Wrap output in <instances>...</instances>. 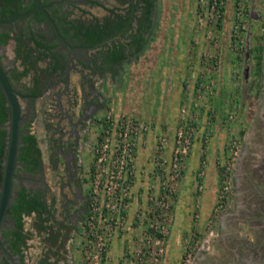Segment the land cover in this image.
I'll return each instance as SVG.
<instances>
[{
	"label": "rangeland",
	"instance_id": "rangeland-1",
	"mask_svg": "<svg viewBox=\"0 0 264 264\" xmlns=\"http://www.w3.org/2000/svg\"><path fill=\"white\" fill-rule=\"evenodd\" d=\"M166 1L169 6L182 5L187 12L172 11L168 16L192 23L191 36L195 46L183 76L176 118L172 123L160 116L157 135L153 138L149 137L154 131L150 112H155L156 102L151 103L149 109L143 102L142 113L138 108L133 112L124 107L121 64L116 68L114 82L107 81L102 87V77L92 74L97 95H93L95 99L91 103L86 102L81 107V75L72 61L67 63L62 76L66 82L61 77H53L40 96L19 99L21 120L30 119L29 130L36 136L41 164L35 175L39 180H13L12 195L19 186L40 191L49 216L47 220L60 225L62 230L67 229L66 237H60L57 246H53L64 264H240L237 255H249V252H255L253 248L257 245L259 250L264 249L261 246L264 239L262 215H247L258 219L251 226L231 218L239 199L233 174L235 157L247 136L254 138L251 127L257 119L254 91L259 83L255 73L256 55L260 51L256 46L262 41L263 29L261 16L253 15L263 10L262 0L244 1L238 15L235 13L236 0H225L219 15L206 8V0ZM81 4L82 8H88L85 2ZM156 9L158 11L159 6ZM92 10L102 13L95 6ZM186 30L188 33L184 35L188 36L190 29ZM198 40L206 41L207 45L203 47ZM5 48L7 51L10 44ZM220 52L223 53V80L218 85ZM2 61L9 63L6 54ZM137 86L131 82L133 89ZM83 88L85 98L89 100L92 93L86 82ZM99 99L103 105L97 104ZM218 100H221L220 105ZM159 110L163 111L161 107ZM144 111L146 115H143ZM207 122L209 124L205 126ZM185 123L195 126V136L198 128L203 129L198 146L200 153L192 169L188 190L187 184L182 182L195 139L177 171L171 159L176 131ZM69 135L76 138L78 146L80 168L76 172V183L74 174L70 177V170L64 166L66 158L58 149L54 151L55 147L50 151L49 146L51 139ZM102 143L105 146L96 152L95 148H101ZM211 143L214 144L212 149ZM209 149L216 155V178L214 184L207 187L213 189L214 199L207 216L202 217L201 200L207 186L204 177ZM245 150L251 155L253 149L247 143ZM98 154H102L100 160H97ZM68 166L71 167L70 163ZM200 169L202 172L198 175ZM223 185L226 186L225 197L223 200L220 197L219 201L218 194ZM183 195L192 198L190 204L176 205L177 197ZM253 209L260 213L259 209ZM25 218V230L34 235V239L28 240L26 258L29 264H37L40 251L51 236L46 237L43 229L37 231L30 216ZM174 226L176 230L187 229L181 237L179 251L169 250L170 257L166 262L165 239ZM158 244L162 252L154 259L151 252Z\"/></svg>",
	"mask_w": 264,
	"mask_h": 264
},
{
	"label": "flooded vegetation",
	"instance_id": "flooded-vegetation-1",
	"mask_svg": "<svg viewBox=\"0 0 264 264\" xmlns=\"http://www.w3.org/2000/svg\"><path fill=\"white\" fill-rule=\"evenodd\" d=\"M159 1L160 0H152L153 6L147 17L145 15V0H12L8 2V7H5L3 1H0V19H9L17 14L34 8L8 23H0V38H4L3 32L7 33L4 42L0 41V49L3 51L0 52V65L10 85L16 91L23 94L24 98L30 100L31 98L40 96L45 90V87L51 82V78L61 77V80L66 82V80H63L62 76L65 73L67 63L72 61L73 64L76 65L74 68L76 69L77 67L76 70L79 75H81V81H79L81 83L82 92L79 106L85 105L86 102L91 103V101L95 99L93 95H97V90H95L92 84V74H96L97 76L110 75V70H102L98 73L97 70H92V66L89 67L88 64L91 65L94 57L106 51L108 46H111L112 43L124 46L123 52L126 54L125 57L138 56L142 52H138L136 49L139 40L148 41L154 35V27L158 13L156 8L159 6ZM84 2L88 5V8H82L81 3ZM93 6L98 7L102 13L94 12L92 10ZM261 6L263 7V10L261 9L260 12L261 15L258 13H254L253 15L257 18L261 16L263 29L262 41L260 42L259 70L258 73H255L257 74L259 83L254 91L257 100V119L255 124L251 127L253 129L252 134L254 138L247 136V141L244 140L242 148L235 157V165L233 167V174L237 180L238 187H235V189L239 193V199L237 202L238 208L236 211L232 212L231 218L232 220L235 219L236 221L245 222L250 226L251 223L257 222V215L260 214L264 218V0L261 1ZM85 14L87 16H85ZM115 20H127L132 22L131 26L126 27L122 32L121 28L114 27L113 24ZM139 22L143 23L140 29L137 27ZM104 24L109 28L108 35H104L100 40L90 45H85L83 43L84 33H86L88 29L89 32L92 33L93 27H102ZM77 25H81L79 32L76 31ZM124 28L123 25L122 29ZM102 29L104 30L106 28L102 27ZM19 34H21L26 44L31 47L34 46V43L31 37H29L30 34L44 44H52L49 50H44L45 53L39 52L42 50L41 47L32 49V53L36 56V66L41 67L44 73L43 76L39 75V78L43 80V86L41 91L36 95H32L30 91H28L29 89L26 91L23 89L24 84L31 85V72L22 76L19 81L12 79V77H8L12 67L17 69L21 68L19 58H15L13 50L15 46L14 36ZM132 40L134 41L133 44H131ZM8 44H10V48L4 51V49H6L5 46ZM50 51H52L55 56H51ZM4 54H6V58L9 59V63L7 64L2 61ZM55 59L57 60V64L64 62L62 68H58L49 74L48 71L51 69L50 66ZM41 61L44 63L41 64ZM116 67L118 66L116 65ZM84 68L87 72H85ZM84 82L87 83L89 92L92 93L89 100L85 98L83 88ZM69 102L72 103V101ZM97 104L103 105L102 99H99ZM22 121L23 120H20V122ZM78 121L79 119L77 118L76 122ZM70 124H72V122ZM59 137L49 141V146L51 148V150L50 148L49 150L53 151L55 147L54 151L58 149L64 158H66L64 159V166L66 169L70 170V177L72 173L74 174L76 183V172H78L80 168L77 162V140L76 138L74 139L73 136L70 137V135L63 139ZM247 143L250 144L253 149L251 155L246 153L245 145ZM68 163H70L71 167L68 166ZM20 166V162H16L15 160V175L11 181L10 197L13 193V180L22 181L26 179L32 182L39 180L35 175L39 172L40 168L35 172H27L22 169L18 170L17 167ZM258 184H262L261 187H259ZM253 207L259 209L260 213L256 212ZM7 208L8 203L3 220L0 222V263L29 264L26 258L28 240L34 239V235H30L31 232L25 230L24 224L27 219L25 217L27 216H30V221L32 223V216L31 214L22 216L23 230L26 231L27 237L24 243L19 246V249L16 250L15 246L12 247L10 244V239L3 234L4 230L13 228V218L8 215ZM251 214H256V216H247ZM49 221L50 220H46V226H43V230H45L46 237L50 234L51 240L41 249L37 264H64L60 261L61 259L58 258L56 247L53 248V246H57L56 243L58 239L61 240V238L66 237L65 234L67 229L64 227L62 230L60 225L54 224L51 221L50 225ZM9 223H11V226ZM36 230L41 231L42 229L36 228ZM261 230L264 232V225H262ZM263 244L264 239L261 245L262 247H264ZM253 249L255 252L251 254L249 252V255H237L238 262H240V264H264V249L259 250L258 245Z\"/></svg>",
	"mask_w": 264,
	"mask_h": 264
},
{
	"label": "crops",
	"instance_id": "crops-1",
	"mask_svg": "<svg viewBox=\"0 0 264 264\" xmlns=\"http://www.w3.org/2000/svg\"><path fill=\"white\" fill-rule=\"evenodd\" d=\"M172 11H175L176 13L182 12V14L187 13L182 5H179V7L174 5L169 6L168 1L160 0L157 20L154 27V35L148 40L146 46L138 56H134V58L127 56L124 57L121 61L124 75L122 83V89L124 90L122 91L124 107L129 108L133 112H136L137 108L139 110L142 109L141 105H143L144 103H147L146 109H149L151 103H153L154 101L156 102V105L154 106L155 112H150V124L153 125L154 131L150 134L149 137L157 135L156 126L160 124V121L158 122L160 116L164 117L161 119H164L165 121H171L172 123L176 118L177 106L180 99L182 98L181 87L183 76L187 72L190 64L189 61L192 60L193 57L195 44L191 36V30H193L192 23L190 21L184 22L181 19L177 20V17H174V15H172V17L170 15L168 16V13ZM186 29H190L188 36L184 35L185 33H188ZM199 42L202 43L203 47L207 45L206 41L204 40H200ZM199 42L196 43L198 44ZM218 55L219 67L216 83L222 84L223 53L220 52V54L218 53ZM132 73L134 74L133 78L131 77ZM101 77V87L102 85L106 84L107 81H109L110 83L114 82V78H109V75H104ZM131 82L137 83L138 86L133 89L131 87ZM127 86L129 88H127ZM108 90H106V95L108 93ZM136 104H139V106L141 107L137 106ZM160 107L161 109H163V111L159 110ZM140 111V113L143 112L142 110ZM157 111L158 114L161 115L158 116ZM145 113L147 114V112L144 111L143 115H146ZM164 120H161V122L163 121V124L165 123ZM204 124L205 126H207L209 123L207 122ZM202 132L203 129L198 128L196 136L194 135L193 138V140H195L188 155L189 162L185 173V179L182 182V184H187L186 190H188L190 187L189 183L193 175L192 169L196 165L195 163L200 153L198 152V146L199 142H201L200 135ZM203 145L204 143H202V146ZM213 145L214 144L211 143V149ZM211 149L208 150V164L206 166V175L204 177V184H206L207 186L203 191L201 200L202 217L207 216L209 208L213 204L214 199L213 189L207 188L210 185L214 184L213 181H215L216 178V170L214 167V158H216V155H213ZM145 154L148 157V153ZM183 187L184 186H182V188ZM183 196L177 197L175 202L176 205L190 204L192 198L185 195ZM186 229L187 228H178L176 230L175 226L172 229L170 228L169 234L165 239L166 251L164 261L168 262V258L170 257L168 252L169 250L178 249L179 251L181 243L180 240Z\"/></svg>",
	"mask_w": 264,
	"mask_h": 264
},
{
	"label": "trees",
	"instance_id": "trees-1",
	"mask_svg": "<svg viewBox=\"0 0 264 264\" xmlns=\"http://www.w3.org/2000/svg\"><path fill=\"white\" fill-rule=\"evenodd\" d=\"M3 1L5 7H8V2L12 0H0ZM153 6L152 0H145V15L148 16L151 7ZM122 18V17H121ZM132 21H114V27L121 28L122 32L126 29V27L131 26ZM124 25V29L122 26ZM143 25L142 22H139L137 27ZM81 26V25H80ZM80 26H76V31H80ZM105 27L106 29H102ZM93 27L92 33L89 32V29L84 33L83 43L85 45H90L95 41L100 40L104 35H108L109 28L104 24V26ZM137 28V29H138ZM142 28V27H141ZM66 30V29H65ZM4 38H0V41L5 40L7 37V33L3 32ZM15 46H14V56L15 58H19V63L21 64V68L17 69L15 67L11 68L10 75L8 77H12L14 80H20L22 76L27 75V73L31 72L30 81L31 85H25L23 89L26 91H30L32 95H36L39 93L43 86V80L39 78V75H44L43 69L41 67L36 66V56L32 53L33 48L41 47L42 50L40 53H45L44 50H49L52 44H44L41 41L32 37L30 34L34 46H28L21 36L15 35ZM134 40V39H133ZM132 43L133 44V41ZM147 40H139V44L136 46L138 52L142 51L146 46ZM129 43V42H128ZM123 45H118L116 43H112L111 46H108V49L101 54H98L92 60V64H88V66H92V70H97L100 73L102 70H110L109 78H114L116 72V65L121 64L122 59L126 56L123 52ZM256 50L260 51V44H257ZM51 56H55L52 51H50ZM132 54V53H131ZM260 54L256 55V73L259 70V57ZM57 64V60L51 64V69L48 71L50 74L52 71L62 68V64ZM115 65V66H114ZM218 105L221 104V100H218ZM8 116V107L5 106V99L0 90V181H1V167L2 161L5 154V135L6 128L4 123ZM30 119L24 120L19 124V134H18V145L16 151V162H20L21 166L17 167V169H22L27 172H35L38 168H40L41 164V153L40 149L37 145V139L33 132L29 130ZM39 190H30L25 188L24 186H19L15 189L14 194L10 197L8 201L7 213L9 216L13 218V228L4 230L3 234L10 239V244L15 246L16 250L19 249V246L22 245L27 237V233L23 230V215H30L33 219V225L37 229H43V226L46 224V220L49 219L48 212L46 210L45 202L40 198ZM46 213V214H44ZM50 224V223H49ZM51 225V224H50ZM46 226V225H45ZM157 236H160L159 233H156ZM2 264V263H0Z\"/></svg>",
	"mask_w": 264,
	"mask_h": 264
},
{
	"label": "water",
	"instance_id": "water-1",
	"mask_svg": "<svg viewBox=\"0 0 264 264\" xmlns=\"http://www.w3.org/2000/svg\"><path fill=\"white\" fill-rule=\"evenodd\" d=\"M34 8H31V11ZM17 14L9 19H0V23H8L16 17L25 14ZM0 90L5 99V106L8 107V116L5 121V154L1 167L0 181V222L3 220L4 212L10 197L11 181L14 174L15 157L18 145L19 123L22 119L19 99L24 97L23 94L16 91L9 83L4 70L0 65Z\"/></svg>",
	"mask_w": 264,
	"mask_h": 264
},
{
	"label": "built area",
	"instance_id": "built-area-1",
	"mask_svg": "<svg viewBox=\"0 0 264 264\" xmlns=\"http://www.w3.org/2000/svg\"><path fill=\"white\" fill-rule=\"evenodd\" d=\"M225 0H206V8H209L210 12L213 11L216 12L219 15V12L224 5ZM246 0H236V6H235V13L236 15L240 14L242 12V5ZM106 117H109V112L106 113ZM125 128H127V124L125 125ZM124 128V129H125ZM129 129V126H128ZM194 131L195 126H193L191 123H185L183 127H179L176 131L175 137V145L173 146L172 152H171V159H172V165H174L176 168V171L179 169V166H181V162L185 155L188 152L190 143L192 139L194 138ZM126 133L123 131V134ZM206 135V132H204V136ZM102 145L105 146V143L101 144V148H95V151L98 152L102 148ZM102 154H98L97 160H100ZM202 172V169L198 172V175H200ZM222 192V193H221ZM226 192V186L223 185L221 187L220 193L218 194L219 201H221L220 197H222V200L225 197ZM156 232L154 231V234ZM156 235V234H155ZM162 252V247L160 244L156 247L155 250H152V257L155 259L156 255L160 254Z\"/></svg>",
	"mask_w": 264,
	"mask_h": 264
}]
</instances>
